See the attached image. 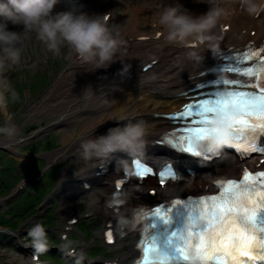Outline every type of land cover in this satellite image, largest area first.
I'll return each mask as SVG.
<instances>
[{"label":"snow or ice","instance_id":"snow-or-ice-1","mask_svg":"<svg viewBox=\"0 0 264 264\" xmlns=\"http://www.w3.org/2000/svg\"><path fill=\"white\" fill-rule=\"evenodd\" d=\"M248 52L236 57V66L225 70L244 79L215 81L224 86L208 98L190 103L176 114L191 120L192 127L168 134L171 148L200 157L221 145L237 151H257L255 140L264 134V57ZM260 57L261 63L241 67ZM264 152V148L259 149ZM151 170L137 173L143 178ZM165 176L174 177L169 170ZM218 192L210 196L175 200L170 206L139 209L143 223L135 264H258L264 261V171L244 170L239 179L214 182ZM121 182H117V188ZM109 243L113 234H106ZM255 253V254H254Z\"/></svg>","mask_w":264,"mask_h":264},{"label":"bare ground","instance_id":"bare-ground-1","mask_svg":"<svg viewBox=\"0 0 264 264\" xmlns=\"http://www.w3.org/2000/svg\"><path fill=\"white\" fill-rule=\"evenodd\" d=\"M150 1L77 0L78 3L84 5L83 10L89 14H94L98 4L101 7L134 4L131 15L123 20L124 23L119 12H116L115 16L108 21L110 25H116L119 31L122 29V33L126 36L132 35V32L138 33L139 17L142 12L150 9L148 8ZM171 1L155 0L156 3L162 2L163 5L170 4ZM184 1L188 2L187 0ZM189 3L194 7L195 14H200L204 10L207 11L208 5L202 0H189ZM57 11L54 10V12ZM153 18H156V14H153ZM76 58L77 65L80 67V70L77 71L78 75L72 77L71 74H65L53 87L37 111L43 115L55 113L54 126L57 129L63 127L61 138L63 146L49 152L50 158L55 159L64 156L72 158V163L63 174L66 178L65 182H69V186L65 187L66 183L64 182L63 186L60 187V191L69 192L68 190L72 189L73 191L69 193L70 197L78 201L81 199L80 195L82 193L75 189L76 186L73 183L82 182L87 176L97 181L96 188L92 192V198L95 199V214L104 226L108 220L115 223L117 245H114V249L117 255L112 262H125L131 260L135 255L133 240L135 227L121 229L118 226V220L120 217H125L134 221L130 212L131 206L136 202L151 199V197L146 195L142 185H130L125 190L124 207L120 208L119 211H115L114 206L109 207L108 201L111 200L110 194L113 190L112 182L117 175L115 164L117 161L115 159L122 152L113 153L108 159L93 157L85 160L80 145L83 141L105 135L110 128L123 127L127 123L138 121H142L146 125L147 134L144 140L155 136L159 131H165L170 127V123L163 116L164 113L181 103L185 96L183 93L185 89L200 76L212 59L210 56H202L199 60L188 59L187 56L182 57L180 51H171V53L163 55L156 72L143 74L140 77L136 69L138 61L142 63L148 59L143 52H139L138 56L133 58L130 50L125 52L120 49L116 57L117 62L111 64L107 69H95L94 65L82 63L77 56ZM122 67L129 69L123 76L119 74ZM4 78L8 83L9 78L6 73ZM4 90L5 88L0 87V92L3 93ZM31 115L32 117L37 116L36 113H31ZM78 128L80 129L79 134L75 136ZM12 136L13 138L9 135L0 138L11 144V141L17 138L15 134ZM101 165L102 167H108L111 174L108 176L97 174L96 172L101 169ZM235 166L236 163L228 158L224 164L214 165V168L220 169H212L211 173L213 175L221 168L233 170ZM76 167H80V169L75 174H70L71 168ZM77 206L78 202L74 204L66 203L61 208L62 213H65L62 222L64 226L68 224L67 218H71L76 214ZM69 228L71 227L69 226ZM105 228L99 230V233L104 235ZM83 244L87 245V242ZM25 250L26 248L23 249V251ZM75 250L83 252L84 248L76 247ZM24 253L26 256L24 255L21 258V264H34L32 257L28 256V252L25 251ZM103 261V258H98L90 263L104 264Z\"/></svg>","mask_w":264,"mask_h":264},{"label":"clouds","instance_id":"clouds-1","mask_svg":"<svg viewBox=\"0 0 264 264\" xmlns=\"http://www.w3.org/2000/svg\"><path fill=\"white\" fill-rule=\"evenodd\" d=\"M59 0H6L0 2V16L5 17L0 22V87L7 89L4 74L18 65L23 55L24 42L31 39V34L44 45L45 49L54 56H59L61 48L67 46L75 53L82 63L92 64L95 69H107L117 62L124 41L116 25L108 23L109 14H89L84 11V5L77 0H69L66 10L54 12ZM208 5L207 11L194 14L181 3L157 4V18L154 21L164 33L169 44L183 45L195 40L206 44L212 52L218 50L219 37L215 33L222 19H228L233 14V5H239L241 11L250 16L264 12V0H202ZM22 25L21 31L8 28V22ZM190 56L200 59L195 52ZM129 69L121 68L123 76ZM13 100L17 98L15 91L11 92ZM6 104V98L0 92V107ZM14 125L0 128L9 136L16 133ZM146 125L142 121L127 123L123 127L110 128L105 135L83 141L80 145L85 160L93 157L108 159L116 152L136 153L143 149ZM119 194L113 195L108 206L122 204ZM118 226L133 228V220L120 217ZM31 247L36 253L48 251V235L40 223L28 231ZM65 249L68 245L64 246ZM81 253L77 264L84 260Z\"/></svg>","mask_w":264,"mask_h":264},{"label":"rangeland","instance_id":"rangeland-1","mask_svg":"<svg viewBox=\"0 0 264 264\" xmlns=\"http://www.w3.org/2000/svg\"><path fill=\"white\" fill-rule=\"evenodd\" d=\"M150 7H154L153 2L150 3ZM63 10L66 9H61V11ZM123 14L125 15V10H123ZM141 23L145 26L149 25L150 18L143 15ZM20 26L22 25H17L16 27ZM9 29L12 30L14 28ZM21 30L22 28L14 31ZM72 55L73 53L70 52L69 48L64 46L61 48L60 55L54 56L45 49L44 45L33 33L31 34V39L24 42L20 63L8 71L9 84H7L8 90L5 93L6 109H4V106L0 107V128L14 125L17 129L15 135L22 137L37 128L43 127L44 129L42 128L43 130L41 129L40 133L29 139L26 144L16 146L28 152H33L31 148L35 147V150L39 151L43 157L40 161H30L28 158L11 156L12 154L0 150V165L3 167H0V197L9 191L10 195L16 189L21 177L39 174L48 162H52V166L46 170L42 179L30 183L25 188L30 190L28 193H31V191L36 192V194H33V198H28V193L25 192L9 203L0 205V221H3L0 222V225L11 226L17 221L15 227L18 228L21 222L25 221L11 235L14 243L0 241V264H21V258H23L25 253L19 250L17 246L19 241L31 244L28 231L34 226L32 219L35 217L40 218L41 225L47 232L49 245L59 244V246L63 247L65 245L73 248L76 246L83 247V242L87 240L90 245L83 252L85 258L90 257L92 261L106 257L107 254L115 257V252L111 251L112 247L103 244L102 236L99 233L103 225L95 214V199L92 198V192L96 187L89 191H84L78 201L75 198H64L65 193L59 195V198L56 197L51 200V196L56 192L61 179L64 177V172L72 163V158L64 156L62 158L58 157L54 161L52 160L53 158H50L49 152L63 146L61 140L63 127L57 129L54 126L55 113L43 115L37 109L41 107L53 86L61 79V71L71 67ZM38 70L46 72L45 79L38 75ZM77 75L78 73L74 77ZM22 78L26 80H22ZM12 91L17 94L15 100L11 97ZM31 113H36L37 116L32 117ZM79 130L78 128L75 136L79 134ZM52 132L56 134L52 136ZM0 135L7 134L0 132ZM28 163L30 164L28 165ZM76 169L78 168H71L70 174H75L77 172ZM77 202L78 210L75 213L79 216V219L75 225L86 234V237H82L79 230L73 228L66 239H61V233L64 231L63 215L65 214L62 213L61 208L66 203L74 204ZM28 217L30 218L28 219ZM0 236L3 237V235ZM41 254L43 258L52 264H67L66 257L51 253ZM74 264H77V261H74ZM81 264H83L82 261Z\"/></svg>","mask_w":264,"mask_h":264},{"label":"water","instance_id":"water-1","mask_svg":"<svg viewBox=\"0 0 264 264\" xmlns=\"http://www.w3.org/2000/svg\"><path fill=\"white\" fill-rule=\"evenodd\" d=\"M0 148H2V149H8V147H7V144H6V143H4V144L0 143Z\"/></svg>","mask_w":264,"mask_h":264}]
</instances>
